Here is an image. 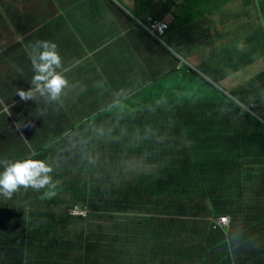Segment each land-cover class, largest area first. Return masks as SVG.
Returning a JSON list of instances; mask_svg holds the SVG:
<instances>
[{
	"label": "trees",
	"instance_id": "obj_1",
	"mask_svg": "<svg viewBox=\"0 0 264 264\" xmlns=\"http://www.w3.org/2000/svg\"><path fill=\"white\" fill-rule=\"evenodd\" d=\"M14 2L1 5L25 33ZM252 30L258 43L264 20ZM170 72L177 91L143 88L111 108L106 123L116 132L85 147L92 184L73 192L90 208L85 219L56 213L54 198L29 201L39 210L25 209L29 224L0 205V264L9 253L10 264H234L235 254L264 264V179L243 162L264 160V125L245 108L264 106L239 105L187 65ZM130 121L149 134L136 139ZM221 215L230 217L227 234L209 223Z\"/></svg>",
	"mask_w": 264,
	"mask_h": 264
},
{
	"label": "crops",
	"instance_id": "obj_2",
	"mask_svg": "<svg viewBox=\"0 0 264 264\" xmlns=\"http://www.w3.org/2000/svg\"><path fill=\"white\" fill-rule=\"evenodd\" d=\"M11 1H15L16 10L21 12L19 20L29 21V30L25 33L13 28L11 16L1 5ZM115 1L138 20L153 18L168 23L172 33L166 35L170 43L166 42L174 52L182 55L186 35L175 34L174 23L179 18L187 20L201 0H194L193 11L192 6L185 8V0ZM229 1L232 5L233 0ZM218 2L220 0H211L213 9ZM30 5L36 6L27 12ZM45 9L49 11L45 13ZM230 16L233 20L232 9ZM213 17L227 23V5L219 13L212 12ZM248 20L257 21V18ZM14 34L22 36L23 41L7 45L4 37ZM41 36L61 49L63 75L69 81V88L61 103L38 101L31 107L19 102L15 92L30 87L32 72L26 55L29 44L41 40ZM196 57L202 58L201 52L196 51L192 58ZM20 60L25 62V68L19 67ZM176 65L174 53L129 20L111 0H0V100L4 102L0 104V160L16 161L28 156L39 148L44 135L54 133L55 129L65 131L74 121H84L109 109L115 102L134 98L147 86L154 85L155 92L161 96L177 91V83L175 88L166 84L167 79L173 77L168 72ZM80 68L90 73L87 80L79 74ZM248 68L254 69L256 65ZM4 104L10 106L11 115L4 111ZM21 121L31 122L32 126L17 130L15 125ZM45 124L48 132L43 131ZM80 130L81 137L76 140L81 142H71L69 147L76 149L77 156L85 161L90 128L86 125ZM120 130L131 133L126 128Z\"/></svg>",
	"mask_w": 264,
	"mask_h": 264
},
{
	"label": "clouds",
	"instance_id": "obj_3",
	"mask_svg": "<svg viewBox=\"0 0 264 264\" xmlns=\"http://www.w3.org/2000/svg\"><path fill=\"white\" fill-rule=\"evenodd\" d=\"M114 2L123 12L129 20L136 23L137 26L144 29L151 37H154L159 43H161L165 48L177 57V65L175 66L177 70L181 69L183 66L187 65L195 70L199 76L201 75L205 78L211 85L216 89L221 90L227 97L243 106L240 103V99L234 95L227 93L219 83H217L212 76L217 77L222 82L227 79V82L231 84V87L237 91V88H243L241 77L242 72L249 69L248 66H253L264 62V56H256L253 58H244V56L249 52V48H255L260 53V49L263 48L264 52V37L261 38L258 43H250L249 38H253V27L256 24H260L264 20V4L263 0H233L231 5L229 0H220L213 10V13H219L227 5L228 8V18L227 23L225 20H215L211 18L210 22L215 23L214 32L222 33V35L216 37L212 36L209 38L207 35L203 34L204 28L201 25L202 20L197 22L200 24L195 29V33L198 36L195 39L194 45L190 48L191 55H195L196 51L201 52L202 58L209 56L210 61H214L221 64L220 68L215 67L212 69L213 72L204 68L200 70L198 67L191 63H186L180 53L174 52L172 47L168 45L165 39L167 33L170 31L169 24L164 21H156L153 18H145L144 20L136 19L133 14L124 8L121 4L115 0ZM185 0V5H186ZM184 5V6H185ZM235 5L241 7V14L235 13ZM233 11V20H231L230 11ZM198 11V10H197ZM196 12V8H195ZM200 12V11H199ZM255 14V15H254ZM257 16V17H255ZM257 18V21H250ZM186 20L179 18L173 26V29H178V24L185 22ZM232 21V22H231ZM14 29L15 25L12 21ZM239 33L237 36L234 35V31ZM193 37V36H187ZM194 38V37H193ZM48 39L41 36V40L35 41L29 44L28 55L30 59V70L32 72V79L30 82V87L27 90L17 89L15 96L17 100L28 106H35L38 101L43 103L51 102H62V97L66 94V89L69 88V81L63 75L65 69L63 68L62 58L57 50V45ZM203 41V42H202ZM230 51L232 57L228 60L227 53ZM231 65L243 64L242 68L233 70L228 67L227 72L223 71V66L226 63ZM206 63H204L205 65ZM33 68V71H32ZM250 70V69H249ZM170 75L171 72H168ZM261 72L260 74H263ZM259 75V74H258ZM235 76V81L232 82V77ZM257 76V75H256ZM260 87V83L256 82L252 92ZM244 93V92H243ZM132 98L129 97L121 102H115L109 106V109H105L90 118L77 122L74 121L72 124L67 125L66 130L63 132L56 131L43 136L42 141L39 143V148L32 151L28 156L24 158H19L16 161H11L8 159L0 160V205L6 210H17L21 213V216L17 220L21 219L24 215L25 209L27 210L26 216L32 212H39L38 209L32 208L29 201L41 202L47 198H54V203L56 207V213H66L75 218L85 219L90 214V208H88L87 203L76 200L73 192L76 189H90L92 182L89 179L90 166L87 160L83 161L78 156L77 153L74 155L78 161H73V164L79 168V171L73 168L72 165L66 164L58 160L61 154H68L66 148L67 146H62V140L65 137L76 132V128L80 127L83 123L90 128V140H103L111 136V131L109 127L108 116L111 108L115 106H121L125 108L130 105L126 103ZM259 101L264 106V96H259L255 100ZM3 100H0V104H3ZM255 107V104H252ZM251 116L257 119L260 123L264 125L261 119L257 115V111H251L245 107ZM263 108H260L259 112H263ZM4 111L11 115L10 106L4 104ZM44 112H41L43 115ZM131 122L132 132L137 139L140 134H149L145 126H138L137 122ZM31 122L27 124L23 121L17 123L15 128L17 130L22 127H31ZM43 125V131H47ZM53 130V127H52ZM80 130V129H79ZM128 130V129H127ZM130 131V130H128ZM47 137L48 140L44 138ZM27 142V140H26ZM70 148V147H69ZM71 149V148H70ZM76 150V149H71ZM244 164L253 165V174L256 179H264V160L261 161H243ZM138 167L135 164L130 166L131 171ZM142 170V167L139 169ZM249 192V191H248ZM25 216V217H26ZM25 224H29L28 221H22ZM209 223L212 229L220 228L224 230L225 234L230 228V217L228 215H221L215 219L209 218ZM12 226L8 225L6 231H9ZM242 258V257H241ZM234 260V256L231 257ZM153 260L149 262L152 264ZM58 264H68L66 262H60Z\"/></svg>",
	"mask_w": 264,
	"mask_h": 264
},
{
	"label": "rangeland",
	"instance_id": "obj_4",
	"mask_svg": "<svg viewBox=\"0 0 264 264\" xmlns=\"http://www.w3.org/2000/svg\"><path fill=\"white\" fill-rule=\"evenodd\" d=\"M194 3H195L194 0H187L185 8L188 9L190 6H192V11H193V4ZM35 6L36 5H30V7L26 9L27 12L33 11ZM195 6H196V12H191V14L187 17V20L183 23L178 24V27H179L178 29H174V33L177 35H183L184 34L187 36H193L194 37V38L188 37L186 39V46L182 47V49H181L182 57L186 63H191V64L195 65L196 67H198L200 70H204V68L206 67V69L210 70V72H213L212 69L215 67H218V68H220V72H221V64L214 62V61H210L209 56H206L203 58L196 57L195 59L192 58L193 55H191L190 48L194 45L195 39L198 36V34L195 33V29L197 28L198 25H200L197 22L198 20H202L201 25L204 28V31H203L204 35H207L209 38H211L212 36L218 37V36L222 35V33L214 32L213 28L215 27L216 24L213 22H210L211 15H212V12L214 10L212 3H211V0H201L200 3H198V4L196 3ZM44 11H45V13H47L49 10L45 9ZM235 13L241 14L242 13L241 7H238L235 5ZM38 15L40 16L41 12H38ZM238 34L239 33L235 29L234 35L237 36ZM12 36L13 37H10V38L4 37L7 45H12L17 41H23V37L18 35V34H14ZM249 41H250V43L254 42L253 38H249ZM57 50L59 53L62 52L59 47L57 48ZM257 52H258L257 49L249 48V52L244 56V58H253L256 56H260V57L264 56L263 48L260 49L259 54ZM231 57H232V53L230 51H228V53H227L228 60ZM204 63H206V64L204 65ZM242 66H243V64L231 65L230 63H225L223 66V71L226 73L228 67L232 68L233 70H236V69L242 68ZM79 71H80L79 74L82 77H84V79L87 80V76L90 73L87 71H84L82 68H80ZM261 72H264V62L260 63V64H256V68H254V69H250V70L246 69L244 72H242L241 77H244L242 79L243 88H244L243 94H241L239 90H237V91L234 90L231 87V84L229 83V81L227 82V79L223 80V82H222L220 79H218L215 76H212V78L217 83H219L222 87H224V89L227 90V93H229L230 95H234L237 98H239L240 100H245L246 102H250L251 99L255 100L259 96H264V73L260 74ZM235 79H236V77L233 76L232 82L235 81ZM256 82L260 83V87L257 90H255L254 92H252L253 87H254ZM175 83H176L175 77H172V78L170 77L166 81V84L169 88H171V87L175 88ZM148 88L155 91L154 85H150ZM217 96H218V92H217ZM133 101H135L134 98H132V100H130L126 103H131ZM259 111L260 110H257L256 113H257L258 117L261 119V121L264 123V111L262 113ZM110 112L108 113L109 115H110ZM84 126H85V123H83L80 127H77L75 133L66 136L65 140H62L61 145L67 146L71 142H73L75 144L80 143L81 140H76V139L81 137L82 131L79 129H83ZM66 151L68 152V154H61L58 157V160L66 163V164L72 165L74 169L79 171V168L73 164V161H78V159L74 157V155L76 153H78V151L77 150L73 151L69 147L66 148ZM263 218L264 217H262L261 219H263ZM18 250H19V248H18ZM11 259L12 258L10 257V253H9L7 256V259L5 260V264H10ZM240 262H241V257H239V255L235 254L234 255V264H240ZM13 264H20V263L14 261ZM152 264H156L154 262V260H153Z\"/></svg>",
	"mask_w": 264,
	"mask_h": 264
}]
</instances>
